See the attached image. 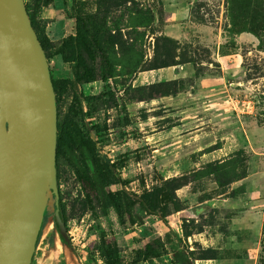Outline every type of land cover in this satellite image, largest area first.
I'll list each match as a JSON object with an SVG mask.
<instances>
[{
    "label": "rangeland",
    "instance_id": "374dc122",
    "mask_svg": "<svg viewBox=\"0 0 264 264\" xmlns=\"http://www.w3.org/2000/svg\"><path fill=\"white\" fill-rule=\"evenodd\" d=\"M23 2L37 38L48 40L52 80L72 77L56 52L74 31L73 14L83 16L99 36L112 77L102 82L98 61L86 59L96 79L80 87L81 111L73 119L115 167L122 185L107 189L140 195L143 187L160 186L171 198L166 224L133 204L128 213L137 219L121 225L108 205L107 215L102 213L103 202L93 194L90 209L72 167L59 156L57 194L48 198L49 216L30 264H106L103 236L115 246L117 264H175L176 247L192 264L245 254L246 249H230L227 227L239 215L238 202H229L243 193L245 178L264 179V0L197 3L183 40L164 34L167 11L160 0ZM252 24L259 38L249 32ZM207 30L220 31L221 39L204 38ZM216 48L221 62L215 61ZM73 96L68 85L55 98L57 129L68 118ZM58 201L66 246L53 227ZM238 239L249 249V238ZM255 242L257 264H264V218ZM225 243L228 249H214ZM146 246L157 257L144 259Z\"/></svg>",
    "mask_w": 264,
    "mask_h": 264
},
{
    "label": "water",
    "instance_id": "95a60500",
    "mask_svg": "<svg viewBox=\"0 0 264 264\" xmlns=\"http://www.w3.org/2000/svg\"><path fill=\"white\" fill-rule=\"evenodd\" d=\"M56 102L23 0H0V264H30L56 197ZM59 234L67 240L57 209Z\"/></svg>",
    "mask_w": 264,
    "mask_h": 264
},
{
    "label": "trees",
    "instance_id": "16d2710c",
    "mask_svg": "<svg viewBox=\"0 0 264 264\" xmlns=\"http://www.w3.org/2000/svg\"><path fill=\"white\" fill-rule=\"evenodd\" d=\"M29 20L33 26V17L29 16ZM73 20V33L66 36L61 41L56 52L60 55L63 62L70 65L72 77L70 80L51 79L55 98L57 95H60L68 85H70L74 91L73 100L67 109L68 118L57 129L55 158L57 159L59 156L66 158L73 169L76 180L80 183L85 192V200L91 210H93L91 200V195L93 194L103 202L101 206L102 213L107 215L108 205L114 211L121 225H124L126 222L133 224L137 219L134 218L135 216L128 213L129 208L133 206V204H137L141 214L156 216L161 222L166 224L167 204L171 200L168 192L161 190L160 186H152L150 191H147L143 187V191L140 195L129 194L123 188L115 192L108 190L107 188L110 185L122 183L119 178H115V167L109 160L98 154L94 141L83 133L80 126H78L73 119L77 113L81 111L80 98L82 97V92L80 91V87L96 79L94 71L88 66L86 59L91 62L98 61L99 79L102 82H106L112 77V69L106 55L102 51L99 36L89 29L87 21L83 16L73 14ZM249 32L259 38V30L256 28L255 24L251 25ZM38 40L45 54L48 40L40 37H38ZM75 152H78L77 158H75ZM56 209L60 220L65 224L64 208L59 201L52 214H54ZM174 209L177 211L176 207H174ZM48 216L49 212L45 209L36 244ZM53 227L58 233L62 245H68V240H64L59 234L55 222ZM103 235L104 234H102V236ZM101 244L104 257L106 258V264H117L118 258L115 256V246L107 243L104 236L101 237ZM142 254L144 259L155 258L158 255L150 246H146ZM173 259L175 264H192L187 252L182 249L178 250L177 247L173 248Z\"/></svg>",
    "mask_w": 264,
    "mask_h": 264
},
{
    "label": "crops",
    "instance_id": "0c3cea01",
    "mask_svg": "<svg viewBox=\"0 0 264 264\" xmlns=\"http://www.w3.org/2000/svg\"><path fill=\"white\" fill-rule=\"evenodd\" d=\"M160 3L162 9L167 11V18L165 20L167 28L164 31V34L174 40H183L187 35L185 33V26L192 23L189 14L190 9L197 3H207L210 5L212 0H160ZM219 15H221V11L219 12ZM221 37L220 31L209 33L208 30L204 36V38H213V40L215 38L221 39ZM239 37H242V35H239ZM217 52H219L218 48H216L215 51V61L221 62V55H217ZM228 57H230V62L232 63L236 57V53H230ZM261 189H263L262 192ZM263 192L264 179L260 180L249 174V176L245 178V189L243 190V193L230 200L232 202H229L232 203L229 204L232 206L233 203L235 204L238 202L237 204L240 210L237 212L239 215L234 216L231 219V224L227 227L229 236L233 239L229 243L230 247H232L230 249H246V252L243 255H237L236 252V255L233 256L214 257L211 260H208L211 264H257L258 242L256 243L255 241L259 239L262 233V222L264 218ZM224 201H228V199L225 198ZM238 236L244 237L246 240L249 238V249L247 248V241H240ZM254 246L256 247L254 248ZM214 249L216 251L228 249V246L225 243L223 247Z\"/></svg>",
    "mask_w": 264,
    "mask_h": 264
}]
</instances>
